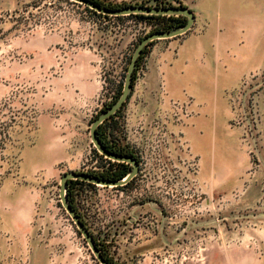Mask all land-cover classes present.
Returning <instances> with one entry per match:
<instances>
[{
  "label": "rangeland",
  "instance_id": "rangeland-1",
  "mask_svg": "<svg viewBox=\"0 0 264 264\" xmlns=\"http://www.w3.org/2000/svg\"><path fill=\"white\" fill-rule=\"evenodd\" d=\"M139 1L104 0L122 5ZM153 22L129 15L103 16L74 0L0 2V193L4 186L11 184L37 193L32 220L34 230L26 234V242L20 243L19 248L17 245L12 248L9 235L0 236V264H100L62 205L60 177L69 171L100 174L114 166L116 160L103 158L90 139L91 123L113 99L108 100L111 92L108 86V92L101 93L106 98L100 106L99 81L106 76L110 80L124 50L130 52L129 63L137 42L132 38L135 34L142 36L144 26ZM124 35L131 40L128 49L120 46ZM79 51L97 55V90L84 111L87 115L85 132H62L61 135L64 139L67 135L83 138V144L75 140L52 147L53 156L57 158L52 170L40 169L32 178L24 175L25 178L17 182L22 156L32 152L40 140L35 121L38 109L45 107L43 101L49 93L50 80L61 74L64 65ZM260 81L243 85L234 100L241 98L242 103L246 102L249 95L264 85ZM249 106L241 110L245 113V122L252 121L253 112L261 121L252 102ZM233 110L234 119L238 109L233 105ZM233 119L231 125L240 127L242 133L241 123L234 124ZM127 136L125 140L135 150L140 165V172L129 185L117 188L95 183L76 184L73 190L87 230L105 246L116 264H142L146 257L148 264H184L201 260L204 250L211 246L226 248L244 244L255 246L259 252L263 250L264 195L255 205L240 201L241 190L229 196L209 195L201 181L199 185L190 183L189 172L185 171L173 143L160 149L155 140L141 143L142 135L138 133L132 140ZM250 155L257 162L255 155ZM261 180L264 182V171ZM147 221L156 225L154 230L163 240L161 247L138 249L118 241V235L126 234L138 243L139 230ZM147 238L150 237H143ZM136 243L131 240V244Z\"/></svg>",
  "mask_w": 264,
  "mask_h": 264
},
{
  "label": "crops",
  "instance_id": "crops-1",
  "mask_svg": "<svg viewBox=\"0 0 264 264\" xmlns=\"http://www.w3.org/2000/svg\"><path fill=\"white\" fill-rule=\"evenodd\" d=\"M180 1L192 10L193 25L177 36L154 39L148 46L142 75L124 103L122 119L127 137L132 140L133 135L137 136L133 128L139 120L170 112L172 101L191 100L194 114L182 125L169 122L168 128L181 129L192 153L197 155L198 182L209 195L229 196L241 190L240 201L255 205L264 195V85L248 98L261 117L257 162L240 141L241 128L231 125V120L234 98L243 89L244 78L264 69V0ZM123 37L120 46L128 49L131 40L127 35ZM96 62L94 52L79 51L64 65L62 73L50 80L45 107L38 109L35 121L40 140L32 152L22 156L17 182L32 178L40 169L52 170L57 161L52 147L75 140L83 144V138L67 135L64 139L61 134L85 132L87 128L84 111L97 90ZM36 201V191L25 186L11 184L2 189L0 236L9 235L12 248H19L26 242V234L34 230ZM147 222L139 230L138 243L126 234L118 235V241L138 249L161 247L163 240L154 230L156 225ZM142 264H148L147 257ZM184 264H264V246L261 252L244 244L211 246L204 250V258Z\"/></svg>",
  "mask_w": 264,
  "mask_h": 264
},
{
  "label": "built area",
  "instance_id": "built-area-1",
  "mask_svg": "<svg viewBox=\"0 0 264 264\" xmlns=\"http://www.w3.org/2000/svg\"><path fill=\"white\" fill-rule=\"evenodd\" d=\"M147 0H141L140 4L146 7H157V5L160 6L161 2H163L164 5H166L165 1L168 0H153L151 2H146ZM111 16V15H110ZM126 16V15H125ZM117 17V16H116ZM155 25V23H150L149 25L144 26L145 32L142 36L147 34ZM141 35L135 34L134 38H132V41H138V38H142ZM130 52L127 50H124V52H121L118 61L116 62L115 71H113V74L109 76L110 80H107V76L105 79H101L99 81L100 84V93H98V97L102 96L100 98V106H102V103L104 102V99L106 98L105 94H101L102 92H108L107 88L109 86V90L111 92L108 93L109 99L114 98L116 91L123 83L127 65H128V59H129ZM143 69L140 70V74H142ZM255 79L261 80L262 84H264V69L257 72L254 75H250L244 78V86L248 84L250 81H254ZM260 81V82H261ZM243 99L246 100L245 97ZM191 100L183 101V102H171V110L170 112L161 115L160 117H155L150 120H141L138 124L134 127V131L141 136V143H149L151 140H155L156 145L164 149V146L173 143V145L176 147V149L179 152V159L183 163L185 171L189 172L190 183L199 185L196 175L198 174L199 169V162L198 157L196 154H193L191 151L190 146L188 145L187 141L184 139V133L181 129H177L176 131L171 130L168 128V123L173 122L174 124L182 125L184 120L187 119L189 116L194 114L193 108L191 107ZM249 100L247 99L246 102H241V98L234 100L233 105L235 108L238 109V112L235 114V118L233 119L234 124H240L242 127V133H241V139L240 141L246 146L247 151L249 154L256 155L258 153V149L260 147V142L262 140L261 131L258 127L260 118L259 115L255 112L251 114L250 123L245 122L246 117L244 116L245 113H241V110L244 108L245 105L250 104ZM251 107V106H249ZM138 144V143H137ZM163 146V147H162ZM166 148V147H165ZM101 153V152H100ZM101 156L103 158L110 159L103 155L101 153ZM113 160V159H112ZM95 169H99V166H95ZM139 172H140V165H139ZM184 174V175H185ZM186 177V178H187ZM97 185V184H96ZM103 186V185H98ZM109 186H115L117 188H122L121 186L117 185H109ZM100 243V242H98Z\"/></svg>",
  "mask_w": 264,
  "mask_h": 264
},
{
  "label": "trees",
  "instance_id": "trees-1",
  "mask_svg": "<svg viewBox=\"0 0 264 264\" xmlns=\"http://www.w3.org/2000/svg\"><path fill=\"white\" fill-rule=\"evenodd\" d=\"M91 1H93L96 4L101 5L103 8L110 9V10L119 9V8L125 9L128 7L137 6V5L143 6L142 4H140V2H134L133 4L129 3V4L122 5L121 3L104 2V0H91ZM165 3L166 5H164L163 2H161L160 6L157 5V7L167 8V7L175 6L176 3L178 4V6H184L180 0H168V1H165ZM85 8L90 10L91 12L103 14L102 12H97L96 10L90 9L87 6H85ZM103 16H107V15L103 14ZM129 16L148 18L154 21L153 23H155L156 26H154L147 34H145L144 37L155 31L166 32V31L173 30L175 28L178 29L180 27H183L187 22L186 16L177 15V14L158 15V14L131 13L129 14ZM142 39L143 37L138 38V41L136 42L135 47ZM151 42L145 45L142 48L140 55H138L137 62L135 63V66L133 69L131 85H133L135 81L139 79L140 70L144 68L145 58L148 53V46L151 44ZM131 57L132 55L130 56V60H131ZM121 93H122V83L121 85H119L112 101L109 102L106 106H104L105 109L101 111L102 114L116 102V100L121 96ZM124 106L125 105H123L122 108L118 109L115 113H113L110 117H107L101 124L97 126L96 137L100 143V146L105 151L113 155H116L118 157H133V158H136L137 160L135 150L129 144V142L125 140V136H127V134H126V130L124 129V125H123L124 121L122 119L124 117V113H123ZM99 115L100 113H98L94 119L99 117ZM114 162H115L114 166L103 173L94 174V173L89 172L87 174L91 176L99 177L100 179L119 180L123 178L131 170V166L129 165L130 163L117 162V161H114ZM131 180L127 182L125 185H122L121 187H125L129 185ZM66 183H67L66 185L67 200L72 206V209L74 210V212L78 215L79 219L84 223V225L87 228L85 220L83 219V217L79 213V210L77 209L78 207L76 205V200H75L73 190L76 184H80V185L82 184L95 185V184L84 181V180H80L79 178L68 179ZM94 239L97 243L96 246L100 254L102 255V257L109 263L116 264L113 257L108 255L107 249L105 248V246L103 244L101 245V243H98L95 237Z\"/></svg>",
  "mask_w": 264,
  "mask_h": 264
},
{
  "label": "water",
  "instance_id": "water-1",
  "mask_svg": "<svg viewBox=\"0 0 264 264\" xmlns=\"http://www.w3.org/2000/svg\"><path fill=\"white\" fill-rule=\"evenodd\" d=\"M80 3L85 4L90 9L96 10L97 12H102L105 15H111V16H125L129 15L131 13H140V14H158V15H165V14H177V15H184L187 17V22L183 27H180L178 29H173L166 32H152L145 36L135 47L130 62L128 63L126 74L124 81L122 83V93L121 96L116 100V102L103 114L99 115L94 121L91 123L90 126V139L93 142L94 146L106 157L116 160L117 162H127L132 165V169L127 173L123 178L119 180H108V179H100L99 177L91 176L87 173H81L80 171H69L61 175L60 177V189H59V195L62 202V205L64 206V209L66 212L70 215L73 222L76 224V228L82 235V237L87 241L89 244L91 251L93 252L94 256L96 257V260L100 264H111L108 261H106L102 255L100 254L97 243L93 237L87 230L84 223L79 219L78 215L74 212L72 209V206L67 200L65 189L67 185L68 179H75L79 178L80 180H84L87 182L95 183L98 185L103 186H109V185H117L122 186L125 185L127 182H129L134 176L139 173V163L136 160V158L133 157H118L116 155H113L107 151H105L101 146L100 143L96 137V128L99 124H101L107 117H110L113 113H115L118 109L122 108L125 101L129 98V92L132 88L131 81H132V74L133 69L135 66V63L137 62L138 55H140L142 48L147 45L149 42L153 41L154 39H161V38H168L172 36H177L179 34L184 33L186 30H188L190 27H192L194 22V14L192 10L188 7L184 6H172L167 8H159V7H146V6H132L125 9L119 8V9H106L103 8L101 5L94 3L91 0H74Z\"/></svg>",
  "mask_w": 264,
  "mask_h": 264
}]
</instances>
